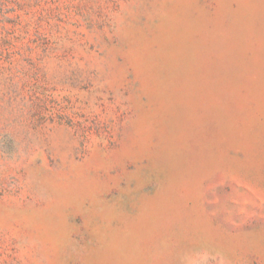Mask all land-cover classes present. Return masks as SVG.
Listing matches in <instances>:
<instances>
[{
	"label": "rangeland",
	"instance_id": "obj_1",
	"mask_svg": "<svg viewBox=\"0 0 264 264\" xmlns=\"http://www.w3.org/2000/svg\"><path fill=\"white\" fill-rule=\"evenodd\" d=\"M0 264H264V0H0Z\"/></svg>",
	"mask_w": 264,
	"mask_h": 264
}]
</instances>
